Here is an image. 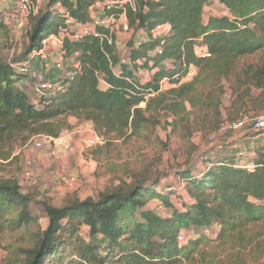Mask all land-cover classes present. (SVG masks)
I'll list each match as a JSON object with an SVG mask.
<instances>
[{
    "label": "trees",
    "instance_id": "obj_1",
    "mask_svg": "<svg viewBox=\"0 0 264 264\" xmlns=\"http://www.w3.org/2000/svg\"><path fill=\"white\" fill-rule=\"evenodd\" d=\"M214 2L224 13L205 16ZM132 3L48 0L29 15L22 53L12 62L0 58V160L10 157L13 145L23 148L37 137L57 139L70 129L68 117L91 123L94 134L103 138L96 154L116 141L153 132L162 120L189 133L188 138L211 134L221 124L226 83L231 108L264 104V58L256 66L243 65L249 57L264 55V0ZM5 15L0 8V41L8 43L12 28ZM122 16L130 35L125 59L117 55L111 26L105 24ZM69 27L90 31L75 34ZM61 29H68L61 46L64 60L77 69L37 97L21 86L27 76L14 66L43 50V41ZM136 71L148 72L147 79L138 80ZM190 74L191 80L184 81ZM216 151L213 158V151L200 152L197 161L177 170L180 188L169 194L163 189L171 185L161 186L162 178H156L95 199L68 198L59 208L42 202L43 229L30 211L32 198L16 182L0 180V246L8 240L5 235L14 240L2 246L9 254L5 263L195 264L205 260L203 234L178 242L179 233H202L216 225L215 240L242 248L252 244L253 251L264 232V154L255 152L253 168L247 169L229 151ZM153 200L154 209L149 205ZM158 205L163 213L156 211Z\"/></svg>",
    "mask_w": 264,
    "mask_h": 264
},
{
    "label": "rangeland",
    "instance_id": "obj_2",
    "mask_svg": "<svg viewBox=\"0 0 264 264\" xmlns=\"http://www.w3.org/2000/svg\"><path fill=\"white\" fill-rule=\"evenodd\" d=\"M5 1L0 0V8L2 13L6 14L11 8L13 0H10V3L8 2L9 0L6 3ZM33 1L36 11L48 2V0ZM223 13L224 9L217 2L205 9V16H209V14L221 15ZM11 26L10 41L8 43H6L7 39L0 41V58L5 62H12L16 59L22 53L26 42L25 31L28 28L27 22L23 20L21 23L12 24ZM83 29L75 30L72 27H69V30L61 29L59 36H65L67 34L66 30L69 32L74 31L75 34H78ZM112 32L115 37L117 55L121 59H125L127 55L125 45L130 35L121 28L119 23L113 26ZM154 34H159V30H156ZM41 54V56L35 58L43 63V70L46 65H53L54 67V63L58 60L56 58V55L59 54L58 46L48 42L44 45ZM263 58L264 55L262 54L249 57L243 61V65L256 66ZM34 59H29L28 57L27 60L30 61V65ZM135 77L140 81L146 80L143 78L142 71H136ZM228 87L226 83V92L225 96H222L220 108L221 123L235 120L243 111L251 114L264 113V104L261 103L250 104L246 108H239L238 105L231 108ZM25 88L27 91H31L27 85ZM162 88H167L166 82L162 84ZM257 94V91H252V96ZM81 128L83 133L79 141L80 145L76 149L45 140L41 150L30 153H24L21 151L22 147L13 145L11 146L10 157L6 160H0V180L9 179L16 182L21 193L32 198L33 203L30 206V211L33 217L38 219L42 229L46 225L45 215L40 205L42 202H47L51 206L59 208L66 203L68 198H78L79 200L86 198L95 199L103 192L156 178H162L161 186L170 184L173 188L178 189L180 184L174 176L177 170L182 169L188 161H197L200 152L213 151L214 153L210 155L211 158L219 155L215 144H211L209 140L214 132L211 134L205 132L194 133L188 138L189 133L179 127L176 130L167 127L164 124V120L153 132L145 133L141 138L135 137L116 141L112 146L99 152V154H96V151L104 143L94 149L87 148L84 141L93 137L94 134L88 133V128L84 126ZM257 136L264 140V132L255 133L249 128H245L235 133L217 136L215 142L223 144V153L228 155L226 147L228 142L239 143L244 148V144L252 142V138ZM7 150L9 151V147L6 148ZM25 157L32 161L30 169L32 175L29 178L24 176ZM62 174L73 177L75 183L70 187L62 184L60 181ZM156 204L157 202L153 200L149 205L154 209ZM214 229L216 231L214 230L213 233L217 234L220 228L216 225ZM260 229V227L254 228V233L259 235ZM85 232L82 229L80 234L84 236ZM215 234L205 236L198 229H193L189 233L190 239L193 240L197 236L202 235L207 242L200 246L205 260L195 264H264V232L257 239L253 251L252 244L247 248L230 243L222 244L215 240L217 238ZM250 235L252 237V233ZM4 237L9 241L3 240L0 246V264H6L5 261L9 257L8 251L2 246L14 241L8 235ZM21 246L29 247L28 244L23 242H21Z\"/></svg>",
    "mask_w": 264,
    "mask_h": 264
},
{
    "label": "built area",
    "instance_id": "obj_3",
    "mask_svg": "<svg viewBox=\"0 0 264 264\" xmlns=\"http://www.w3.org/2000/svg\"><path fill=\"white\" fill-rule=\"evenodd\" d=\"M115 1L120 2V3L121 2L128 3L130 5L133 4L132 0H124V1L115 0ZM100 6H101L100 2H96L94 5L95 8H99ZM35 12H36V8L34 7V4H32L31 0H13L11 4V8L9 9L8 13H6L5 18H6V21L10 24V26L12 24H19L23 20H25V22H27L28 24L29 15ZM90 15L94 18L93 10L90 11ZM118 23L121 25V28L124 31H127L125 21H123L121 18L120 20L107 19L105 21V24H110V26L112 27L110 29L111 32H112L113 26H115ZM89 31H90V28L85 27L81 33L86 34ZM63 37L59 35L50 36L45 41H43V45L50 42V43L55 44V46H58V49H59V54L57 58L58 60L57 62L54 63V68L56 70L65 72L64 75L66 77H71L73 74V71L66 70L67 61L64 60V53L61 51ZM41 53H42V50L39 52H34L31 54L32 56L31 55L29 56V59H32V58L34 59L35 57H39L42 55ZM122 63L126 64L127 61L122 60ZM14 68L20 74L27 76V80L23 81L21 86L27 85L28 87H30L31 92L35 96L39 97L43 94L45 90H50L52 88V83L46 79L43 71H40L36 69L35 67H33V64L30 65V61L28 60L22 61L21 63L16 64ZM189 77L190 75L187 76V78ZM245 128H249L250 130L256 133L264 132V113H260V114L241 113L235 120L226 121V122L221 123L219 127L216 129V131L214 132V134L209 138V140L211 141V144H215L217 150H223V144L215 142L216 137L223 136L228 133H235ZM45 140H49V139L44 138V137L34 138L31 141H29L21 149V151L24 153H30L32 151L41 150L43 148V142ZM103 143H104L103 138L95 134L93 135V137L88 138L84 141L85 146L90 149L99 147ZM226 147H227V150L232 155H234L238 164L241 167H244L247 169L253 168L251 163L250 164L245 163V161L253 159L254 154L252 151H248L245 148H242L241 145L236 142H228L226 144ZM31 165H32V161L28 157H25L24 159V176L25 177H28V178L31 177L32 175L31 170H30ZM60 181L62 184H64L67 187H70L75 183V179L73 177H69L64 174L60 176ZM172 192H174V188L172 186H165L163 189V193L165 194H169ZM156 211L160 213L164 212L162 206L160 205L156 207ZM214 230L216 231V229H214V226H213L212 228L204 229L202 231V234L205 236H209V235L215 234L213 233ZM216 236L217 234H215V237ZM188 238H189V234L182 231L179 233L177 240L178 242H183Z\"/></svg>",
    "mask_w": 264,
    "mask_h": 264
},
{
    "label": "crops",
    "instance_id": "obj_4",
    "mask_svg": "<svg viewBox=\"0 0 264 264\" xmlns=\"http://www.w3.org/2000/svg\"><path fill=\"white\" fill-rule=\"evenodd\" d=\"M2 1H4V0H2ZM6 1H5V3H6ZM8 2L10 3V0ZM121 19L123 21H125L123 16ZM158 30H159V33L162 32L161 28ZM50 56L52 57V55H50ZM56 58H58V54L56 55ZM69 62L67 61L66 70L75 71L77 69V65L72 63V62L71 63H69ZM32 64H33V67H35L36 69L43 71L46 79L51 83L55 82L57 80V78L64 75V73H65L63 71L56 70L53 67V65H51V66L46 65L45 69L43 70V63L38 61L36 58L34 59ZM163 66H165V65L163 64ZM142 74H143V78L147 79L148 72H142ZM191 78H192V74H190V79L187 78L189 80L186 79L184 81H190ZM68 124L70 126L69 130H66L63 133H61V135L57 139H49V141L57 143V144H61L63 146L66 145L67 147L76 149L80 145L79 141H80V138H81L82 133H83L82 128H81L82 126L88 128V130H89V131H87L88 133L94 134L93 129H92V125L89 122H82V121H78L74 117H68ZM244 148L248 151H252L253 154H255V152H259V153L264 154V140L258 136L254 137V138H252V142H250L248 144H244ZM245 163H249V164L251 163L252 166L254 165L252 160H247V161H245Z\"/></svg>",
    "mask_w": 264,
    "mask_h": 264
}]
</instances>
